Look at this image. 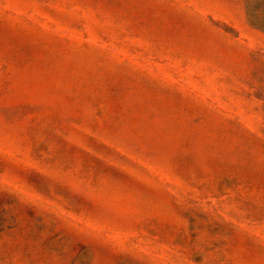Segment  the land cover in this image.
<instances>
[{
	"label": "rangeland",
	"instance_id": "obj_1",
	"mask_svg": "<svg viewBox=\"0 0 264 264\" xmlns=\"http://www.w3.org/2000/svg\"><path fill=\"white\" fill-rule=\"evenodd\" d=\"M0 264H264V0H0Z\"/></svg>",
	"mask_w": 264,
	"mask_h": 264
}]
</instances>
